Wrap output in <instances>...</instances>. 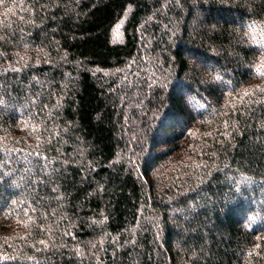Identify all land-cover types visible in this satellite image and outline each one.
<instances>
[{
	"label": "trees",
	"instance_id": "obj_1",
	"mask_svg": "<svg viewBox=\"0 0 264 264\" xmlns=\"http://www.w3.org/2000/svg\"><path fill=\"white\" fill-rule=\"evenodd\" d=\"M0 264H264V0H0Z\"/></svg>",
	"mask_w": 264,
	"mask_h": 264
}]
</instances>
